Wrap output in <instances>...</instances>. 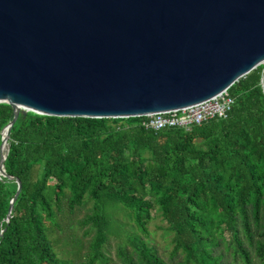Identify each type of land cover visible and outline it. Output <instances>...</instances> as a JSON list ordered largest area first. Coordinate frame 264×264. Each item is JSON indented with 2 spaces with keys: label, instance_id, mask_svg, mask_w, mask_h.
Listing matches in <instances>:
<instances>
[{
  "label": "trees",
  "instance_id": "obj_1",
  "mask_svg": "<svg viewBox=\"0 0 264 264\" xmlns=\"http://www.w3.org/2000/svg\"><path fill=\"white\" fill-rule=\"evenodd\" d=\"M263 68L228 88L225 118L189 128L20 110L4 162L13 179L0 175V264H264ZM12 116L0 102V131ZM16 178L22 187L7 222ZM88 203L76 226L91 236L75 263L49 235L71 228L67 218ZM113 208L135 227L115 257L107 250ZM156 214L171 233L167 258L149 242Z\"/></svg>",
  "mask_w": 264,
  "mask_h": 264
},
{
  "label": "water",
  "instance_id": "obj_2",
  "mask_svg": "<svg viewBox=\"0 0 264 264\" xmlns=\"http://www.w3.org/2000/svg\"><path fill=\"white\" fill-rule=\"evenodd\" d=\"M264 65V0H0V175L21 111L125 118L177 110ZM260 83L264 92V68ZM9 201L6 221L22 183ZM5 229L3 228L0 233Z\"/></svg>",
  "mask_w": 264,
  "mask_h": 264
},
{
  "label": "rangeland",
  "instance_id": "obj_3",
  "mask_svg": "<svg viewBox=\"0 0 264 264\" xmlns=\"http://www.w3.org/2000/svg\"><path fill=\"white\" fill-rule=\"evenodd\" d=\"M91 203H88L84 208H81L75 215L67 218V223L72 224L71 228L67 226L61 233H55L53 238L50 236L55 251L58 252L60 257H64L75 263L84 259L86 252V246L91 234H84V228L76 226L78 220L87 212ZM112 227L116 229L115 235L109 239V245L107 246L108 254L111 257H115L116 246L118 242H121L128 234L135 231L132 220L126 216L119 208L111 209ZM167 223L162 219L161 215L156 214L154 219L149 223V242L154 245L165 258L171 252V233L167 231ZM55 240V241H54ZM181 259V256L175 257L173 260L176 262Z\"/></svg>",
  "mask_w": 264,
  "mask_h": 264
},
{
  "label": "built area",
  "instance_id": "obj_4",
  "mask_svg": "<svg viewBox=\"0 0 264 264\" xmlns=\"http://www.w3.org/2000/svg\"><path fill=\"white\" fill-rule=\"evenodd\" d=\"M234 104L228 89L203 102L177 110L145 115L142 125L145 129L160 130L169 127L189 128L213 118H225Z\"/></svg>",
  "mask_w": 264,
  "mask_h": 264
}]
</instances>
